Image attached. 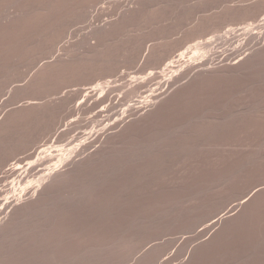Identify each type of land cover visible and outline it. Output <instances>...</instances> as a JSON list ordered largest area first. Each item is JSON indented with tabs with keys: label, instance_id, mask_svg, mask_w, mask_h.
I'll return each mask as SVG.
<instances>
[{
	"label": "rangeland",
	"instance_id": "rangeland-1",
	"mask_svg": "<svg viewBox=\"0 0 264 264\" xmlns=\"http://www.w3.org/2000/svg\"><path fill=\"white\" fill-rule=\"evenodd\" d=\"M79 1L75 2L78 4L74 3V6L73 3L68 5L69 7L63 6L60 11L57 8L60 14L63 12L61 20L54 16V12L51 13L49 16L54 18L50 19L48 16L49 18H44L46 22L45 20L40 22L42 29L40 27L36 29L35 26L29 37L21 38L20 42V39L18 40L20 45L17 42V49L14 52L0 56V125L11 117L10 115H13L12 121L14 119L13 123L12 121L10 123L11 126L9 125L0 136L2 165L0 166V242L3 243H0V264H81L82 259V264H264V28L256 30V33L246 39L244 36H238L233 41L216 45L208 53L209 55H206L207 57L202 53L201 56L186 53L183 55L186 54L187 57L181 56L182 52L192 50L188 49L190 46L196 44L199 48L198 41L204 42L209 33L211 34L206 38L207 43L209 38L224 34L223 31L226 29L228 31V28L259 22L264 17V8L263 12L251 14L249 17L234 15L233 11L254 7V3V5L261 6L262 3L264 5V0H161L163 2L156 0L155 6L150 4L151 7L149 5L146 9L138 10L135 16H129L127 21L123 19L124 15L127 10L135 8L137 0ZM4 7L6 6L0 8L1 16H7L11 12L10 8ZM214 16L219 18V23L215 21L217 24L211 25V27L215 25L213 29L208 26L200 28L201 33H193H198L197 38L198 35L201 37L206 34L204 40H196L197 43L194 44L193 38L196 36L192 37L190 35L192 32L189 31L194 32L196 26ZM221 16L227 18L223 17V19ZM55 17L60 22H56ZM53 19L54 23L51 22ZM120 19L125 22L122 23ZM116 20L117 25L118 21L122 24L110 30L111 32L106 31L103 41L108 44L106 45L108 51L112 50V54L109 52L116 59V67H120V70L114 73L124 74L120 77L115 74L112 76L113 72L111 75L107 72L103 73L105 76L110 75L109 77L104 75L101 77L102 74H98L101 78L98 75V77L94 76L95 80L99 78L96 80V85L99 84L98 81L105 84L106 81L113 82L112 80L121 78L122 75L127 76L128 79L131 76L144 78L149 72L155 71L157 68L151 65L154 69L151 67L149 70L147 68L149 65L145 63V54L148 55L147 49H149L147 46L150 44L160 45L164 41L161 45L164 46L165 43L167 49L181 45L180 47H188V50L182 48L180 54L179 51L176 52L180 48L177 47L173 49L174 56L170 59L174 58L178 61H176L178 65L175 63L180 71L177 72V76L184 73L183 81L174 85L165 94L166 96H162L163 98L161 97L154 106H150L144 112L138 115L132 112L129 117L122 115L126 122L113 130L114 134L111 138H107L105 131L100 130L108 122L106 115L114 111L113 107H116L115 111H123L126 105L133 104V101L138 99L136 95H128L129 93L126 92L129 87L125 83L129 81L131 83L133 77L129 81L125 82L127 79L122 81L125 82L123 84L118 83L121 85L119 88L123 85L127 86L124 91L119 88L116 91L115 86L118 85L115 83L117 80H114L113 84H109L114 93L110 92L111 95H108L105 105L92 109L90 106H94L91 103L94 99L88 97L86 90L93 88V83H89L90 87L87 86L88 84L85 85L89 79L72 80L69 79L71 77L66 76L62 80L61 77H57L47 79L43 84L40 82L41 84L37 86H33L31 82L44 62L62 57L60 55L67 53L66 50H70L71 53V49L78 44L80 45L74 47L72 56L77 58L82 54L86 56L89 48L87 36L92 31ZM47 21L52 24L48 26L49 28L46 27ZM222 23L225 25L223 26ZM51 27L55 30L61 29L62 32L52 29L55 31L53 32ZM208 28L212 31L210 32ZM63 30L67 31L64 37L61 34ZM83 40L86 41V45L83 44ZM91 42L95 45L98 40L94 38ZM91 42L90 47H92ZM133 44L142 48V52L139 56L140 49L136 48L137 52L133 54H138V58L132 55L135 57L133 59L135 62L131 57L129 59L133 63H129L126 55L130 52L126 51H130L129 47L132 48L130 45ZM110 46L112 48H109ZM178 54L182 58H177ZM192 60L196 61L193 63ZM168 62L166 61L169 65L165 63L166 66L163 68L171 65L172 62ZM196 62H208V65L203 72H194L190 65ZM185 63L187 66H181ZM179 65L184 67L181 68L182 70L186 68L191 70H186L188 73L185 70L182 72ZM168 72L167 70L163 74L171 77L172 73ZM115 76L117 78H112ZM167 76H161L163 78H160V82L171 80ZM90 81L94 82L93 79ZM158 82L157 79L153 83H148V87L141 90V97L146 98L156 90L159 87ZM70 90L74 92V96L72 92L73 98L68 95ZM78 90H84L85 93ZM65 93L73 100H70L69 104L66 102L65 106L59 105V109L55 105H52V108L50 106L49 109L43 107L36 116H31L34 110H23V112L21 110V113L13 111L16 107L27 104L26 102L48 104L59 101ZM88 98L92 101L90 102ZM86 100L92 105L87 104ZM115 101L116 106H114ZM86 104L89 105L87 108H90L87 109L88 112H86ZM106 106L108 108L106 111L109 108L112 111L109 110L107 114L106 111L100 113ZM75 107L77 110L74 109ZM11 111L18 114L15 116ZM95 118L103 120L99 119L98 123L91 124L90 121ZM73 120L79 124L78 128L69 136L63 137L60 131L65 132L69 122ZM84 138L88 141L85 142ZM81 140L83 144L87 143V146L93 145V147L83 153L78 149L76 153L74 152V156L71 155L73 158L70 157L67 164H71L70 162L76 158H85V160L78 169L72 165L65 166L66 168L62 165L60 169L62 171L68 169L69 176L66 173L59 177V180L52 182L51 188L46 190L48 193H45L46 191L43 193L46 196L40 192L34 195V198L30 197L29 201L21 192V182L14 186L10 180L15 176L7 178L6 169L9 164L14 165V170L18 169L21 173L32 165V161H38L40 151L46 150L47 155L53 154L59 158L62 149L77 145ZM94 151L96 153L93 157H87ZM54 156L53 161L50 158L45 160L48 161L45 166L58 161ZM37 161L33 166L37 165L35 164ZM34 178L33 173H28L25 177L28 182H23L22 185L26 183L25 186L31 187L32 184L35 186L41 183V180L36 182ZM19 195L20 200H17ZM8 197L10 201L12 197V201H16V208L11 209V206L10 209H4Z\"/></svg>",
	"mask_w": 264,
	"mask_h": 264
},
{
	"label": "bare ground",
	"instance_id": "bare-ground-1",
	"mask_svg": "<svg viewBox=\"0 0 264 264\" xmlns=\"http://www.w3.org/2000/svg\"><path fill=\"white\" fill-rule=\"evenodd\" d=\"M77 1H79V0H0V8L2 7V6H6V7H8V8H10L11 9V12H10V14L9 15H7V12L6 11H4V12H6V15L7 16H1V14H0V56H2V55H5V54H11V52H14L16 49H17V42H18V40H19V42L22 40V39H24L25 37H29V34L32 32V31H34V29H32V28H35V26L37 27L36 29H39L38 27H40V29H42L41 27H43V26H40V25H42V24H40V22L42 21V20H45L44 18H49L50 17V19L51 18H54V16H57L58 18H60V20H61V14H63V12L60 14L59 12H58V9H59V11L61 10V8H63V6L64 7H66V6H68V5H71L72 3V5L74 6L75 4H78V3H75V2H77ZM99 1V0H98ZM155 1L156 0H137V5L135 6V8H134V6H133V8L134 9H132V10H127L128 12L127 13H125V15H124V18L123 19H126V21H127V19H129L128 17L130 16L131 17V15H134L135 16V13H137V11L139 10H143V9H146V8H148L147 6H149L150 4L152 5V4H154L155 3ZM161 1V0H160ZM166 1V0H165ZM187 1V0H186ZM193 1V0H192ZM251 1V0H250ZM254 1V0H253ZM79 2H81L82 3V1H79ZM113 2V1H112ZM153 2V3H152ZM156 2H158V0L156 1ZM161 2H163V1H161ZM205 2V1H204ZM209 2V1H208ZM232 2V1H231ZM245 2V1H244ZM75 3V4H74ZM173 3H174V1H173ZM181 4H182V1L180 2ZM190 3V2H189ZM211 3V2H210ZM131 4V3H130ZM159 4V3H158ZM161 4V3H160ZM166 4V3H165ZM255 4V3H254ZM253 4V6L254 7H245V8H239L238 10L236 9V11L234 10L233 11V13H235L234 15H238V16H248L249 17V15H251V14H259L262 10H263V8H264V5H263V3H262V5L260 6L259 4V6L258 5H254ZM116 5V4H115ZM151 5L149 6V7H151ZM172 5V4H171ZM175 5V4H174ZM197 5V4H196ZM247 5H249V4H247ZM92 6V5H91ZM127 6V5H126ZM153 6V5H152ZM154 6H155V4H154ZM158 6V5H157ZM169 6V5H168ZM200 6V5H199ZM203 6V5H202ZM210 6H211V4H210ZM246 6V5H245ZM6 7H4L5 9H6ZM69 7V6H68ZM188 7H190V6H188ZM194 7V6H193ZM198 7V6H197ZM219 7H220V5H219ZM58 8V9H57ZM79 8V7H78ZM83 8V7H82ZM92 8V7H91ZM132 8V7H131ZM167 8V7H166ZM171 8V7H170ZM181 8V7H180ZM195 8V7H194ZM208 8V7H207ZM212 8V7H211ZM229 8V7H228ZM66 9V8H65ZM64 9V10H65ZM106 9V8H105ZM182 9V8H181ZM186 9V8H185ZM196 9V8H195ZM54 10V11H53ZM63 9H62V11H64ZM103 10V9H102ZM221 10V9H220ZM191 11V10H190ZM207 11V10H206ZM9 12V11H8ZM55 13L54 14V16L53 17H51V16H49V15H51V13ZM59 13V15L57 14V13ZM101 12V11H100ZM179 12V11H178ZM204 12V11H203ZM229 12V11H228ZM230 12H232V10L230 11ZM263 12V11H262ZM106 13V12H105ZM180 13V12H179ZM191 13V12H190ZM214 13V12H213ZM220 13V12H219ZM233 13L231 14L232 15V18L234 17L233 16ZM75 14H77V13H75ZM80 14V13H79ZM149 14V13H148ZM211 14V13H210ZM229 14V13H228ZM5 15V14H4ZM53 15V14H52ZM123 15V14H122ZM171 15V14H170ZM209 15V14H208ZM219 15V14H218ZM224 15V14H223ZM230 15V14H229ZM263 15V14H262ZM49 16V17H48ZM75 16V15H74ZM82 16V15H81ZM133 16V17H134ZM152 16V15H151ZM158 16V15H157ZM178 16H179V14H178ZM185 16V15H184ZM226 16V15H225ZM225 16H223V17H225ZM257 16H259V15H257ZM261 16V15H260ZM57 17H55L56 18V20H57ZM62 17H65V16H62ZM126 17V18H125ZM147 17H149L148 15H147ZM169 17V16H168ZM204 17V16H203ZM219 17V16H218ZM222 17V16H221ZM222 17V18H223ZM252 18H253V16H251ZM81 18V17H80ZM162 18V17H161ZM164 18V17H163ZM181 18V17H180ZM187 18V17H186ZM202 18V17H201ZM222 18H220V19H222ZM225 18H227V17H225ZM231 18V19H232ZM236 18V17H235ZM257 18V17H256ZM81 19H83V18H81ZM205 20H206V18H204ZM224 19V18H223ZM222 19V20H223ZM229 19V18H228ZM47 20H49V19H47ZM68 21H69V19H67ZM142 20V19H141ZM158 20H160V19H158ZM166 20V19H165ZM174 20V19H173ZM180 20V19H179ZM189 20V19H188ZM201 20V19H200ZM218 20H219V18H215V16L214 17H210V18H208V20H206V21H204L203 23H200L199 24V26H196L197 27V29L193 32V31H189V32H192V34H190L192 37H195L197 34H193V33H196V32H199V33H201L202 32V30L201 29H203V28H205V27H208V26H210V28H214V26L217 24V23H215V21H217L218 22ZM248 20V19H247ZM50 21V20H49ZM49 21H47V25L46 24H44V25H46V27L47 28H49L52 24H51V22L52 23H54L55 21H54V19L51 21V22H49ZM54 21V22H53ZM59 20H57L56 22H58ZM72 21V20H71ZM119 21H122V23H124L125 21H123L122 19H120ZM119 21H118V25H117V20H116V22L114 21V23H108L107 25H104V26H102L101 28H98V29H96V30H94V31H89V32H91L88 36H87V42H89V44L87 45V47L89 46V48H88V51L86 52L87 54H86V56H84L83 54H82V56L81 57H75V56H72L73 54H74V47H76V46H72L73 48L71 49V47H69L70 49H71V53H70V50H66V51H68L67 53H63L62 55H60V56H62V57H59V58H56V59H54V60H52V61H49V62H44V65L39 69V71H38V74L35 76V78L32 80V85L33 86H37L38 84H43L44 83V81L45 80H47V79H49L50 80V78H57V77H61V79L63 80V79H65L66 78V76H68V77H71V78H69V79H72V80H82V79H89V82L87 81L86 83H85V85L86 84H88L87 86H89V83L91 82V84H92V86H93V88H88L87 90L86 89H84V90H86V92H88V97L90 96L92 99H94V101H92V100H90L89 98V100H90V102L95 106H93V107H91L90 106V108L92 109V108H99V106H102L103 107V105H105V103L107 102V99L109 98L108 97V95L110 96L111 94H110V92H112V93H114L112 90V86L111 85H109V84H113V82H114V80L116 81L115 83H117L116 85H118V83H120V84H123V83H125L126 81H129V79L131 80V77H133V76H131L129 79L127 78V76H125V77H123L124 75H122L121 76V78H118L119 80H121V81H119L118 79H114V80H112L113 82H109V83H107L108 81H106V84H105V82L104 83H102V81H98V83L99 84H95V83H97V81L96 80H99V78H97L96 80H95V77H98L99 75L98 74H102V75H100L101 77L104 75L103 73L104 72H107L108 74H110L111 75V72H113L112 73V76H114V74L116 73V71L120 68L118 65L119 64H117V66L118 67H116V59H114V57H113V55H111L112 54V50L111 49H109V51L111 52V54H110V52L108 51V48H107V46H108V44H105L104 43V41H103V38L105 37V34L107 33L106 31H110V30H112V29H115V27L116 28H118L119 26H120V24H122V23H120L119 24ZM145 21V20H144ZM156 21V20H155ZM191 21V20H190ZM225 21V20H224ZM224 21H222V22H224ZM231 21V20H230ZM45 22H46V20H45ZM45 22H43V23H45ZM48 22H49V24H48ZM60 22V21H59ZM103 22V21H102ZM129 22V21H128ZM146 22V21H145ZM42 23V22H41ZM135 23V22H134ZM178 23V22H177ZM198 23V22H197ZM215 23V25L214 26H212L211 27V25H213ZM219 23V22H218ZM225 23V22H224ZM232 23H234V22H232ZM247 23V22H246ZM40 24V25H39ZM65 24V23H64ZM81 24V23H80ZM106 24V23H105ZM136 24V23H135ZM141 24H142V22H141ZM161 24V23H160ZM174 24V23H173ZM223 24V23H222ZM235 24V23H234ZM39 25V26H38ZM73 25H74V23H73ZM72 25V26H73ZM134 25V24H133ZM140 25V24H139ZM149 25V24H148ZM225 24H223V26H224ZM240 25V24H239ZM243 25V24H242ZM245 25V24H244ZM49 26V27H48ZM53 26H54V24H53ZM52 26V27H53ZM56 26H58L57 24H56ZM69 26V25H68ZM45 27V28H46ZM51 27V30L53 29ZM80 27V26H79ZM135 27V26H134ZM133 27V28H134ZM219 27V26H218ZM221 27H222V25H221ZM46 28V29H47ZM58 28H60V25H59V27ZM57 28V30H55V28L53 29V30H55L56 32H59V30L61 31V29H58ZM69 28V27H68ZM72 28V27H71ZM96 28V27H95ZM191 28V27H190ZM194 28V27H193ZM201 28V29H200ZM217 28V27H216ZM264 28V17H262L261 18V20H259V22H257V23H252V24H247V26H238V27H235V28H228V31H227V29H226V31H223V32H225L224 34H222V35H219V34H217V36H215L214 38H209V41H208V43H207V39L206 38H208L209 36H210V34L211 33H209V36H206V38L204 37V36H201V37H203L202 39H201V37L198 35V38H197V36L195 37V38H193L194 39V44L195 43H197V41L196 40H204V38H205V40H204V42H202L201 43V41H198V46H200L199 48H197V45L195 44V46H193V47H191L190 46V48H188V49H192V50H194L195 48H197L195 51H190V50H188L187 48H184V47H178L179 49H177L176 50V52L177 51H179V53H180V50L182 49V48H184V49H187L188 51L187 52H182V51H184V49L181 51L182 52V55L181 56H186L187 57V55H190V54H194V55H198V54H200V53H202V55L205 57L206 55H209L208 53H210L215 47H216V45H218V44H220V43H228V42H230V41H233V39L236 37V38H238V36H240V37H243L244 36V38L246 39V38H248V36L250 37V35L251 34H253V33H256V30H258V29H263ZM36 29H35V31H36ZM94 29V28H93ZM92 29V30H93ZM121 29V28H120ZM156 29V28H155ZM164 29V28H163ZM162 29V30H163ZM200 29V30H199ZM209 29V28H208ZM222 29V28H221ZM220 29V30H221ZM49 30V29H48ZM52 30V31H53ZM136 29H134V31H135ZM176 30V29H175ZM197 30H199V31H197ZM206 30V29H205ZM216 30V29H215ZM225 30V29H224ZM38 31V30H37ZM50 31V30H49ZM51 31V32H52ZM55 31H53V32H55ZM64 31V30H63ZM121 31V30H120ZM167 31H169V30H167ZM207 32H211L212 30L211 29H209V31L208 30H206ZM40 32V31H39ZM48 32V31H47ZM51 32H50V34L49 35H51ZM53 32H52V34H53ZM62 32V31H61ZM76 32V31H75ZM79 32V31H78ZM85 32V31H84ZM88 32V31H87ZM106 32V33H105ZM111 32V31H110ZM117 32V31H116ZM138 32H139V30H138ZM162 32V31H161ZM188 32V31H187ZM204 32V31H203ZM34 33V32H33ZM36 33V32H35ZM67 33V31H64L63 33H61L62 35V37H64V35ZM109 33V32H108ZM118 33V32H117ZM126 33V32H125ZM142 33V32H141ZM145 33V32H144ZM263 32L261 31L260 32V34H262ZM48 34V33H47ZM47 34H45V35H47ZM58 34V33H57ZM60 34V33H59ZM58 34V35H59ZM110 34V33H109ZM120 34V33H119ZM128 34V33H127ZM32 35H34V34H32ZM56 35V34H55ZM142 35V34H141ZM194 35V36H193ZM207 35H208V33H207ZM36 36V35H35ZM60 36V37H61ZM68 36V35H67ZM67 36H66V38H67ZM122 36V35H121ZM253 36V35H252ZM255 36V35H254ZM41 37V36H40ZM44 37H46V36H44ZM48 37H50V36H48ZM59 37V38H60ZM61 37V38H62ZM108 37V36H107ZM119 37V36H118ZM155 37V36H154ZM190 37V36H189ZM189 37H187V38H189ZM22 38V39H21ZM47 38V37H46ZM57 38H58V36H57ZM95 38V40L97 39L98 40V42H97V44L95 43V45L94 44H92V39H94ZM159 38V37H158ZM157 38V39H158ZM169 38V37H168ZM185 38V37H184ZM197 38V39H196ZM252 38H256V37H252ZM45 39V38H44ZM65 39V38H64ZM120 39V38H119ZM156 39V40H157ZM175 39V38H174ZM183 39V38H182ZM232 39V40H231ZM36 40V39H35ZM40 40H41V38H40ZM46 40V39H45ZM49 40H51V39H49ZM60 40V39H59ZM76 40V39H75ZM85 40V39H84ZM83 40V41H84ZM105 40V39H104ZM169 40V39H168ZM254 39H252V41H253ZM263 40V39H262ZM47 41V40H46ZM107 41V40H106ZM116 41V40H115ZM119 41V40H118ZM167 41V40H166ZM182 41V40H181ZM185 41V40H184ZM196 41V42H195ZM250 41V40H249ZM19 42H18V44H19ZM25 42V41H24ZM30 42V41H29ZM35 42V41H34ZM37 42V41H36ZM76 42V41H75ZM86 41H84V43L83 44H87V43H85ZM90 42H91V45H92V47H90ZM123 42V41H122ZM149 42V41H148ZM164 42V41H163ZM162 42V43H163ZM169 42V41H168ZM192 42V43H193ZM205 42H206V44H205ZM251 42V41H250ZM259 42V41H258ZM65 43V42H64ZM78 43V42H77ZM116 43V42H115ZM120 43V42H119ZM142 43V42H141ZM161 43V44H162ZM199 43H201V44H199ZM204 43V44H203ZM236 43V42H235ZM249 43V42H248ZM159 44V43H158ZM158 44H150L149 46H147L149 49H147L148 51H147V53H148V55L147 54H145L146 55V59H145V63H146V65H149V67H147L148 69L149 68H151L152 67V69H154V67H155V69L157 70H155V71H152V72H149V74L148 75H146L145 77H144V75H143V77L144 78H140V77H137V76H135V77H133L132 78V80H131V83H134V85H131V83H125V85H128V91H126L127 93H129L128 95H136L137 97H138V99L136 100V101H133L134 103L133 104H129V105H126L125 107H124V109H123V111L121 112L120 110H116L115 111V108L116 107H113V105L116 103V101L114 102V104L111 106V107H113L114 108V111H112V109L111 108H109V110H111L112 112H108L109 110H107L106 111V109H108L107 108V106L105 107V108H103L102 109V107H101V109H102V111L100 112V113H105V111H106V114H107V112L109 113V115L107 114L106 115V117L108 118L107 120H108V122L106 123V124H104V127L102 128V129H100L101 131L102 130H104L105 131V133H106V136L105 137H107V138H111V136L114 134V132H113V130H115V129H117L120 125H122L124 122H126L125 121V118H122V115L124 116V115H126V117H129L131 114H132V112H136L137 113V115H138V113H141V112H144V110H146L147 108H149L150 106H154L155 104H156V102L163 96H166L165 94L166 93H168L169 92V89H171L174 85H176L177 83H179L180 81H183V79L182 78H184L185 76V74L183 73V74H180V76H177L178 75V73L177 72H180L178 69H177V65H178V61L177 60H175L174 58H173V60H170L171 58H172V56H174L173 55V53H174V50L177 48L176 46L172 49H167L166 47H165V43H164V46L163 45H158ZM262 44V43H261ZM20 45V44H19ZM25 45V44H24ZM32 45V44H31ZM37 45H38V43H37ZM54 45V44H53ZM62 45V44H61ZM77 45V44H76ZM80 44H78V46H79ZM82 45V44H81ZM107 45V46H106ZM202 45V46H201ZM222 45V44H221ZM226 45V44H225ZM45 46V45H44ZM77 46V47H78ZM132 48H130L129 47V49H131L130 51H126V52H130L129 53V55L127 54V53H125V55L127 56L126 58L127 59H129V58H131L132 57V55H134L133 53H135V51L137 50L136 48H138L137 47V44H133V46L132 45H130ZM168 46H169V44H168ZM173 46V45H172ZM223 46V45H222ZM240 46V45H239ZM256 46V45H255ZM259 46V45H258ZM23 47V46H22ZM45 47H47V46H45ZM76 47V48H77ZM81 47V46H80ZM118 47H120V46H118ZM225 47V46H224ZM235 47V46H234ZM237 47V46H236ZM248 47V46H247ZM26 48V47H25ZM50 48V47H49ZM63 48H65V47H63ZM68 48V49H69ZM90 48H92L91 50H90ZM109 48H112L111 46L109 47ZM117 48V47H116ZM124 48V47H123ZM145 48V47H144ZM218 48V47H217ZM216 48V49H217ZM221 48V47H220ZM226 48V47H225ZM245 48V47H244ZM33 49H34V46H33ZM40 49V48H39ZM86 49V48H85ZM118 49V48H117ZM121 49V48H120ZM127 49V48H126ZM140 49V51L138 52V54L140 53V52H142V48H138V50ZM201 49H203V50H201ZM252 50H253V48H251ZM256 49V48H255ZM255 49H254V51H255ZM264 49V48H263ZM50 49H48V51H49ZM144 50H146V48L144 49ZM235 50V49H234ZM242 50V49H241ZM246 50H247V48H246ZM29 51V50H28ZM80 51V50H79ZM85 51V50H84ZM172 51H173V53H172ZM21 52V51H20ZM40 52V51H39ZM44 52V51H43ZM64 52H65V50H64ZM115 52V51H114ZM137 52V51H136ZM217 52V51H216ZM244 52V51H243ZM248 52V51H247ZM24 53V52H23ZM28 53V52H27ZM49 53V52H48ZM53 53H54V51H53ZM53 53H52V55H53ZM62 53V52H61ZM73 53V54H72ZM184 53H186L185 55H183ZM215 53V52H214ZM221 53H223V52H221ZM227 53V52H226ZM234 53V52H233ZM256 53V52H255ZM21 54V53H20ZM65 54V55H64ZM85 54V53H84ZM124 54V53H123ZM138 54H135L134 56L136 57V58H138L137 57V55ZM181 54V53H180ZM180 54H178V56H177V58L180 56ZM254 54V53H253ZM252 54V55H253ZM28 55V54H27ZM42 55V54H41ZM76 55V54H75ZM144 55V56H145ZM223 55V54H222ZM232 55V54H231ZM243 55V54H242ZM9 56V55H8ZM21 56H22V54H21ZM120 56V55H119ZM132 57L131 59L133 60L135 57ZM139 56H140V54H139ZM200 56H201V54H200ZM200 56H198L199 58H201ZM234 56V55H233ZM256 56H258V54L256 55ZM25 57V56H24ZM36 57V56H35ZM40 57V56H39ZM47 57V56H46ZM45 57V58H46ZM48 57H49V55H48ZM124 57V56H123ZM192 57V56H191ZM207 57V56H206ZM210 57V56H209ZM219 57H220V55H219ZM228 57V56H227ZM236 57V56H235ZM234 57V58H235ZM237 57H239V56H237ZM245 57V56H244ZM253 57V56H252ZM2 58V57H1ZM43 58V57H42ZM176 58V57H175ZM179 58H182V57H179ZM188 58H190V56L188 57ZM193 58V57H192ZM246 58H248V57H246ZM258 58V57H257ZM16 59V58H15ZM19 59V58H18ZM25 59V58H24ZM51 59V58H50ZM131 59H129L128 60V62L129 63H133V62H130L131 61ZM187 59V58H186ZM194 59V58H193ZM221 59V58H220ZM236 59V58H235ZM242 59V58H241ZM22 60H23V58H22ZM123 60V59H122ZM168 60H169V62H168ZM183 60H185V59H183ZM189 60V59H188ZM239 60H240V58H239ZM239 60H237V61H239ZM243 60V59H242ZM248 60V59H247ZM134 62H135V60H133ZM166 61L168 62V63H171V65L170 66H167V67H165V68H163L164 66H166V65H164L165 63H166ZM177 61V62H176ZM196 61V60H195ZM194 61V62H195ZM210 61V60H209ZM208 61V62H209ZM225 61V60H224ZM26 62V61H25ZM185 62H187V61H185ZM192 62H193V60H192ZM193 62V63H194ZM208 62H201V63H197L196 62V64H192V65H190L191 67L190 68H192V70H194V72L195 71H197V72H200L201 73V71L203 72V70H205V68H206V66L208 65L207 63ZM231 62V61H230ZM257 62V61H256ZM259 62V61H258ZM127 63V62H126ZM144 63V62H143ZM175 63H177V65H175ZM179 63H181L180 61H179ZM243 63V62H242ZM11 64V63H10ZM15 64V63H14ZM39 64H40V62H39ZM167 64V63H166ZM189 64V63H188ZM260 64V63H259ZM258 64V65H259ZM151 65H153V66H151ZM167 65H169V64H167ZM181 65V64H180ZM180 65H179V67H180ZM184 65H186V63L185 64H183V65H181V66H184ZM215 65V64H214ZM220 65V64H219ZM19 66V65H18ZM21 66V65H20ZM187 66V65H186ZM252 66H253V64H252ZM260 66V65H259ZM22 67V66H21ZM189 67V66H188ZM211 67V66H210ZM235 67V66H234ZM6 68V67H5ZM122 68V67H121ZM146 68V69H147ZM181 68H184V67H180L179 69H181ZM237 68V67H236ZM210 69V68H209ZM213 69V68H212ZM235 69V68H234ZM32 70V69H31ZM120 70V69H119ZM118 70V71H119ZM150 70V69H149ZM167 70L169 71L168 73L170 74V72L172 73V74H170V75H172L171 77L170 76H167L166 74H163V73H165V72H167ZM182 70V69H181ZM185 70V69H184ZM184 70H182V72L184 71ZM186 70H188L187 68H186ZM185 70V71H186ZM189 70H191V69H189ZM188 70V71H189ZM218 71H219V69H217ZM246 70V69H245ZM12 71V70H11ZM213 71H214V69H213ZM212 71V73H214ZM242 71H244V70H242ZM32 72V71H31ZM110 72V73H109ZM115 72V73H114ZM192 72V71H191ZM194 72H192V73H194ZM240 72V71H239ZM27 73V72H26ZM106 73V74H107ZM167 73V74H168ZM186 73H188L187 71H186ZM190 73V72H189ZM28 74V73H27ZM121 74H124V73H120V74H115V75H119L118 77H120V75ZM165 75V76H167V77H170L171 78V80H169V79H167L166 81H164V82H160L161 81V79L163 78V77H161V76H163V75ZM203 74V73H202ZM207 74V73H206ZM232 74H234V73H232ZM98 75V76H97ZM109 75V76H110ZM198 74H196V76H197ZM237 75V74H236ZM29 76V75H28ZM95 76V77H94ZM99 76V77H100ZM109 76H105L104 75V77H109ZM130 76V75H129ZM184 76V77H183ZM200 76V75H199ZM202 76V75H201ZM241 76V75H240ZM263 76V75H262ZM33 77V76H32ZM63 77V78H62ZM65 77V78H64ZM84 77H86V78H84ZM100 77V78H101ZM103 77V78H104ZM203 77V76H202ZM207 77V76H206ZM239 77V76H238ZM25 78H26V76H25ZM112 78H117V76H115V77H112ZM111 78V79H112ZM122 78H124V79H122ZM161 78V79H160ZM166 78V77H165ZM200 78V77H199ZM221 78V77H220ZM17 79V78H16ZM60 79V78H59ZM60 79V80H61ZM68 79V78H67ZM91 79H93L94 80V82L93 81H90ZM125 79H127V80H125ZM159 80V84H157V86H159L158 88H156V90H154V91H150L149 90V92H151L150 93V95H146L145 97L146 98H142L141 97V90L142 89H144V88H146V87H148L147 86V84L148 83H153V81L154 80ZM182 79V80H181ZM191 79V78H190ZM189 79V80H190ZM72 80H71V82H72ZM125 80V82H123L122 83V81H124ZM165 80V79H164ZM186 80V79H185ZM259 80H260V78H259ZM1 81V80H0ZM43 81V82H42ZM96 81V82H95ZM119 81V82H118ZM215 81V80H214ZM8 82V81H7ZM13 82V81H12ZM21 82V81H20ZM41 82V83H40ZM64 82V81H63ZM75 82V81H74ZM1 83V82H0ZM114 83V84H115ZM157 83V82H156ZM15 84V83H14ZM48 84V83H47ZM75 84V83H74ZM91 84H90V86H91ZM96 86H95V85ZM119 84V85H120ZM57 85H58V83H57ZM71 85V84H70ZM106 85H108V86H106ZM115 86L116 87V91H117V89L121 86ZM125 85H123V87H121V88H119L121 91H124V89L127 87H125ZM156 85V84H155ZM184 85V84H183ZM9 86V85H8ZM10 86H11V84H10ZM10 86H9V88H10ZM25 86V85H24ZM40 86V85H39ZM86 86V87H87ZM89 86V87H90ZM109 86H111V87H109ZM19 87V86H18ZM114 87V86H113ZM16 88V87H15ZM24 88V87H23ZM22 88V89H23ZM47 88V87H46ZM5 89V88H4ZM83 89V88H82ZM111 89V90H110ZM155 89V88H154ZM32 90V89H31ZM60 90V89H59ZM80 91V90H78V91H80L81 93H85V91ZM91 90V91H90ZM2 91V90H1ZM6 91V90H5ZM14 91V90H13ZM18 91V90H17ZM21 91V90H20ZM36 91V90H35ZM71 91V90H70ZM69 91V92H70ZM115 91V90H114ZM171 91V90H170ZM16 92V91H15ZM48 92V91H47ZM50 92V91H49ZM72 92L73 91H71L68 95H69V97L70 96H72ZM147 92V91H146ZM148 92V93H149ZM13 93V92H12ZM17 93V92H16ZM19 93V92H18ZM68 93V92H67ZM67 93H65V96L63 95V97H61L60 99H59V101H55V102H53V103H48V104H41V103H35V102H26L27 104H23V105H21L20 103H19V105H21L20 107H14L12 110L13 111H19L18 113H21L20 111L22 110V112H23V110L24 111H33L32 112V114H31V112H29L30 114H31V116L32 115H38V113L40 112L39 110L41 109L42 110V108L44 107H47L48 109L50 108V106H51V108H52V105H55V106H65V103L67 102L68 104L70 103V98H73V96H74V92H73V96L72 97H67L68 95H67ZM105 93V95H101V94H104ZM21 94H22V92H21ZM53 94V93H52ZM71 94V95H70ZM80 94V93H79ZM14 95H16V94H14ZM20 95V94H19ZM144 95V94H143ZM13 96V95H12ZM40 96V95H39ZM15 97V96H14ZM37 97H38V95H37ZM36 97V98H37ZM162 97V98H163ZM12 98V97H11ZM23 98H25V97H23ZM28 98V97H27ZM139 98L141 99V100H139ZM10 99V98H9ZM34 99V98H33ZM87 99V98H86ZM8 100V99H7ZM73 100V99H72ZM71 100V101H72ZM89 100H86V103L87 104H91V103H89ZM27 101V100H26ZM69 101V102H68ZM117 101H119L118 99H117ZM132 102V101H131ZM25 103V102H24ZM57 104V105H56ZM67 104V105H68ZM86 104V112H88L87 111V109H90V108H87L89 105H87ZM91 104V105H92ZM71 105V104H70ZM117 104H115L114 106H116ZM69 106V105H68ZM56 107V108H57ZM53 108H54V106H53ZM65 108V107H64ZM77 107H75L74 109L75 110H77L76 109ZM31 109V110H30ZM57 109H59V107L57 108ZM62 109V108H61ZM100 109V110H101ZM155 109V108H154ZM65 110V109H64ZM63 110V111H64ZM259 110V109H258ZM257 110V111H258ZM13 111H11V112H13ZM90 111V110H89ZM257 111H256V113H257ZM10 112V113H11ZM43 112H44V110H43ZM47 112V111H46ZM54 112V111H53ZM10 113H8L9 115H10ZM18 113H15L14 114V112L12 113V114H14L15 116H16V114H18ZM27 113V112H26ZM63 113V112H62ZM131 113V114H130ZM250 114V113H249ZM22 115V114H21ZM20 115V116H21ZM25 115V114H24ZM42 115H43V113H42ZM46 115V114H45ZM44 115V116H45ZM63 115V114H62ZM241 115V114H240ZM254 115V114H253ZM11 117H9V118H7L6 119V121H4L1 125H0V136H2L1 134H3L6 130H7V127H9V125H10V123H11V121H12V116L13 115H10ZM54 116V115H53ZM243 116V115H242ZM245 116H247V115H245ZM256 116V115H255ZM22 117V116H21ZM30 117V116H29ZM104 120L106 119V117H105V114H104ZM122 119H121V118ZM260 117V116H259ZM262 117V116H261ZM238 118H239V116H238ZM238 118H236V120L238 119ZM243 118V117H242ZM99 119H100V121H101V119L102 118H95V119H93V120H91L90 121V123L92 124L93 122H99ZM234 119V118H233ZM248 119V118H247ZM256 119V118H255ZM20 120V119H19ZM42 120V119H41ZM53 120V119H52ZM103 120V119H102ZM245 120V119H244ZM13 121H14V119H13ZM13 121H12V123H13ZM223 121V120H222ZM238 121H239V119H238ZM16 122V121H15ZM28 122V121H27ZM46 122V121H45ZM50 122V121H49ZM97 122V123H98ZM106 122V121H105ZM243 122V121H242ZM70 124H68V128L66 129V131L64 132V130H63V133L60 131V133L62 134V136L63 137H67V136H69L74 130H76L77 128H78V126H79V124L76 122V121H71V122H69ZM131 123H133L132 122V120H131ZM201 123V122H200ZM239 123V122H238ZM28 124V123H27ZM44 124V123H43ZM130 124V123H129ZM19 125H20V123H19ZM26 125V124H25ZM230 125V124H229ZM240 125V124H239ZM239 125H237V126H239ZM11 126V125H10ZM23 126V125H22ZM101 126V125H100ZM218 126V125H217ZM220 126H221V124H220ZM231 126V125H230ZM229 126V127H230ZM29 127V126H28ZM102 127V126H101ZM222 127H224V126H222ZM235 127V126H234ZM16 128V127H15ZM20 128V127H19ZM232 128V127H231ZM27 129V128H26ZM45 129V128H44ZM124 129H126V128H124ZM224 129V128H223ZM235 129V128H234ZM12 130V129H11ZM48 130V129H47ZM60 130V129H59ZM127 130V129H126ZM19 131V130H18ZM20 131H22V130H20ZM23 131H25V130H23ZM51 131V130H50ZM55 131V130H54ZM93 131H95V130H93ZM111 131V132H110ZM38 132V131H37ZM47 132H49V131H47ZM119 132V131H118ZM9 133V132H8ZM16 133V132H15ZM23 133V132H22ZM89 133H90V131H89ZM92 133V132H91ZM95 133V132H94ZM104 133V134H105ZM117 133V132H116ZM88 134V133H87ZM96 134V133H95ZM214 134V133H213ZM5 135H7L6 133H5ZM89 135V134H88ZM199 135V134H198ZM30 136V135H29ZM59 136V135H58ZM91 136V135H90ZM89 137V136H88ZM94 137V136H93ZM200 137V136H199ZM14 138V137H13ZM60 138H62V137H60ZM86 139H87V137H86ZM21 140V139H20ZM93 140H94V138H93ZM4 141V140H3ZM84 141L85 142H87L86 140H85V138H84ZM94 142V141H93ZM106 142V141H105ZM21 143V142H20ZM72 143V142H71ZM79 143V142H78ZM84 142L81 140V142L79 143V144H75V145H73V143H72V147H69L68 149H66V148H64V149H62L61 150V152L62 153H60L61 155L59 156V158H57L56 156H54L53 154H49V155H47L46 153H47V151L46 150H42V151H40L39 153H38V161H37V163H35V164H37L36 166H33L34 165V162H36V161H32L33 163H32V165H29L27 168H26V170L25 171H23V172H18V169L17 170H14L15 168H13V166L12 165H10L9 164V167L6 169V171L8 170V174H7V178L10 176V178L11 177H13V176H15L13 179H11L10 180V182H13L14 183V186L16 185V184H19L20 182V186H21V192H23V194L24 195H26L27 196V198H28V200L30 199V197H33L34 195H38V193H44L46 190H48L49 189V187L51 188V185L54 183V181H57V179L59 178V177H61V176H64L66 173H68V169L67 170H65V171H62L60 168H62L61 166L63 165V167H65V166H70V165H72L74 168H76V169H78L79 167H80V165H81V163L85 160V158L83 159V158H79V159H73L70 163L71 164H67V162L68 161H70V157H71V155L73 154V156H74V152L76 153V151H78V149H80V150H82V153L84 152V151H88L89 149H91V147H93V145L92 146H87L86 144H83ZM95 143V142H94ZM97 143H98V141H97ZM5 144V143H4ZM9 144V143H8ZM13 144H15V143H13ZM29 144H30V142H29ZM106 144V143H105ZM104 144V145H105ZM78 145H80V146H78ZM23 146V145H22ZM235 146V145H234ZM25 147V146H24ZM68 147V146H67ZM99 147H100V145H99ZM104 147V146H103ZM102 147V148H103ZM14 149H16V148H14ZM6 150V149H5ZM49 150H50V148H49ZM228 150V149H227ZM51 151H53V150H51ZM48 152H50V151H48ZM79 153H81V152H77V154H79ZM81 153V154H82ZM94 153H96L95 151L93 152V153H90V154H88V156L87 157H93L95 154ZM1 154V153H0ZM97 154H98V152H97ZM76 155V154H75ZM98 155H100V154H98ZM35 156V155H34ZM40 156H42V157H40ZM54 156V159H55V157L58 159V161L57 162H54V164H50L49 163V165H46L45 166V163L47 164V162H45V160L46 159H49L50 158V160L51 161H53V157ZM80 155H77V157H79ZM37 157V156H36ZM76 157V156H75ZM81 157V156H80ZM52 158V159H51ZM71 158H73V157H71ZM10 159V158H9ZM37 159V158H36ZM256 159V158H255ZM4 161V160H3ZM2 161V162H3ZM86 161H87V159H86ZM6 162H7V160H6ZM256 162V161H255ZM4 163H5V161H4ZM4 163H3V165H4ZM250 163V162H249ZM31 164V163H30ZM66 164V165H65ZM86 164V163H85ZM7 165H8V162H7ZM7 165H5V166H7ZM89 165V164H88ZM0 166H2L1 165V163H0ZM16 167V166H15ZM6 168V167H5ZM66 168V167H65ZM10 169V170H9ZM75 169V170H76ZM17 171V172H16ZM73 170H71V172H72ZM16 173H17V175H16ZM18 173H20V174H18ZM29 173H33V176L35 177L34 179L36 180V182H37V180L39 181V180H41L40 182L41 183H39L38 185H36L35 184V186H32V185H34V184H32L31 185V187H29L30 185H28V186H25V185H27L26 183H24V186L22 185V183L23 182H28V180L26 181V179H25V177L27 176V174ZM80 173V172H79ZM25 174V175H24ZM73 174V173H72ZM68 176H69V173H68ZM36 177H39L38 179H36ZM46 177V178H45ZM105 177V176H104ZM67 178V177H66ZM97 178V177H96ZM100 178V177H99ZM32 179V178H31ZM33 179V180H34ZM61 179V178H60ZM33 180H31V181H33ZM35 180H34V182H35ZM59 180V179H58ZM72 181V180H71ZM95 181V180H94ZM19 182V183H18ZM30 182V181H29ZM53 182V183H52ZM12 184V183H11ZM31 184V183H30ZM56 184V183H55ZM10 185V184H9ZM7 186V185H6ZM13 186V185H12ZM13 186V187H14ZM53 189V188H52ZM20 192V193H21ZM1 193V192H0ZM45 193H48L47 191L45 192ZM22 194V193H21ZM20 194V195H21ZM20 195H19V198L17 199V200H20ZM41 195V194H40ZM39 195V197H43V195H41L40 196ZM23 196V195H22ZM21 196V197H22ZM44 196H46V195H44ZM18 197V196H17ZM25 197V196H24ZM16 198V197H15ZM34 198V197H33ZM38 198V197H37ZM44 198V197H43ZM42 198V199H43ZM10 198L8 197V201H7V204L6 205H4V209H10V207L12 206V208L11 209H13L14 207L16 208L17 207V204H16V201L15 200H13L12 201V199H13V197H12V199H11V201L9 200ZM22 200H23V198H21ZM32 199V198H31ZM41 199V200H42ZM21 200V201H22ZM26 201H27V199H26ZM30 201V200H29ZM32 201H34L33 199H32ZM18 203H19V201H18ZM21 206V205H20ZM64 206V205H63ZM29 207V206H28ZM35 208V207H34ZM59 208V207H58ZM3 209V208H2ZM61 209H62V207H61ZM16 211V210H15ZM19 211H20V209H19ZM27 212V211H26ZM28 212H29V210H28ZM12 213V212H11ZM2 214V213H1ZM15 214V213H14ZM23 214V213H22ZM29 214V213H28ZM28 216V215H27ZM11 217V216H10ZM48 217V216H47ZM56 217V216H55ZM4 218V217H3ZM6 220V219H5ZM22 220H23V218H22ZM4 221V220H3ZM10 222V221H9ZM50 222V221H49ZM53 222V221H52ZM6 223V222H5ZM60 224V223H59ZM136 225H137V223H135ZM15 225V224H14ZM9 226V225H8ZM40 226V225H39ZM44 226V225H43ZM53 226V225H52ZM48 227V226H47ZM136 227V226H135ZM5 228V227H4ZM7 228V227H6ZM10 228V227H9ZM51 229V228H50ZM133 229H134V227H133ZM8 230H10V229H8ZM50 231V230H49ZM40 232V231H39ZM11 233H13V232H11ZM5 236H6V234H4ZM16 235V234H15ZM52 235V234H51ZM46 236V235H45ZM13 238V237H12ZM116 241V240H115ZM119 241V240H118ZM1 243V242H0ZM1 244H3V243H1ZM114 245V244H113ZM118 245V244H117ZM111 246V245H110ZM81 259H82V257H81ZM84 259H85V257H84ZM85 261V260H84ZM80 263V262H79ZM82 263H83V259H82ZM81 263V264H82Z\"/></svg>",
	"mask_w": 264,
	"mask_h": 264
}]
</instances>
